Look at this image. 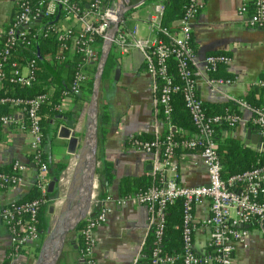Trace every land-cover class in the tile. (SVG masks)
<instances>
[{
    "label": "built area",
    "instance_id": "2783aa9c",
    "mask_svg": "<svg viewBox=\"0 0 264 264\" xmlns=\"http://www.w3.org/2000/svg\"><path fill=\"white\" fill-rule=\"evenodd\" d=\"M203 1L188 0L182 17L177 21V30L171 31L162 23L165 9L162 2L156 3L147 16L145 23L148 33L145 36L139 35V24L127 28L124 17L119 23L113 45L121 53H127L130 49H138L143 53L144 66L154 88L157 113L162 112L170 128L171 97L180 91L195 132L186 139L175 138L171 131L148 140L130 137L133 148L152 155L153 183L128 197L112 199L109 195L104 198L96 195L82 227L76 232L77 236L84 237L87 242L82 253L86 264H94L95 241L92 234L107 221L112 211V207L107 204L109 200L116 205L132 200L146 207L150 215L148 233L154 235L151 264H171L175 260L174 256H163L159 244L164 233L166 208L177 201H181L182 206V252L179 255L182 264H232L235 248L247 238L249 227L254 225L264 231V165L224 180L220 175L222 166L214 140V125L226 123L234 127L245 119L241 112L234 111L209 116L197 94V76L201 71L204 81L214 91H221L222 86L233 81L215 75L221 65L227 67L231 63L228 54H207L199 74L195 68L193 24L203 8ZM250 1L252 10L249 9ZM123 4L124 0H16L13 17L3 33L5 41L0 50V84L8 81L21 87L34 86L37 83V59L25 58L19 63L12 59V53L21 48L34 47L39 38L53 39L57 51L50 56L54 60H67L69 52L79 56L69 87L61 92V96L67 98L79 94L81 85L91 75L87 67L97 64L100 53L97 41L103 42ZM238 14L247 15L250 26L264 27V0H241ZM36 50L39 51L37 45ZM170 59L174 61L180 83L175 81L170 71ZM257 84L264 86V79H258ZM44 88L46 91L32 97L0 95V106L12 108L8 113L0 112V126L17 123L31 136L29 146L36 165L34 185L41 194L29 201L0 206V222L10 232L14 255L39 238L38 215L50 181L43 157L41 109L51 103L53 88L49 90L48 85ZM235 101L238 102L239 111L246 110L249 113L248 122L256 126L263 137L264 109L241 100ZM62 102L53 104V108L63 112L65 107ZM17 109L23 111V121L16 120L13 112ZM179 149L199 150L208 174L206 183L184 185L178 181L179 165L175 155ZM23 169L24 166L15 161L12 172L0 171V187L19 184ZM206 200L209 201V214L200 223L210 230L207 242L209 250L198 254L193 246L197 223L194 208Z\"/></svg>",
    "mask_w": 264,
    "mask_h": 264
},
{
    "label": "crops",
    "instance_id": "0c3cea01",
    "mask_svg": "<svg viewBox=\"0 0 264 264\" xmlns=\"http://www.w3.org/2000/svg\"><path fill=\"white\" fill-rule=\"evenodd\" d=\"M158 2L138 6L130 14L129 26L139 24L140 36L148 33L145 21ZM240 2L241 0H204L203 8L193 24L195 68L198 74L207 54L225 52L231 57V63L224 70L231 75L232 78H229L233 81L222 86L221 91H214L206 84L202 71L197 76V94L204 102L218 103L229 99H242L256 88L255 84L264 73V27L250 26L248 16L238 14ZM15 8L16 0H0V36L10 23ZM111 50V65L103 76L99 91L98 116L101 111L106 112L107 116L101 131L98 129L97 168L102 160L113 164L114 176L107 194L112 199H117L120 197L121 178L149 180L152 174V155L133 148L130 137L139 134L164 135L167 124L158 116L154 88L144 66L143 53L138 49L121 53L115 45ZM50 55L47 54L46 59L54 63L53 56ZM75 55L67 53V60L71 61ZM92 69L93 65L87 67L89 73ZM116 70L119 71L116 73ZM61 74L64 83L70 80L66 72ZM47 85L49 90L53 88L52 93L56 91L55 86L51 84H44L43 87ZM3 87L4 85L0 84V89ZM60 98L65 107L63 112H69V115L62 112L49 116L43 112L42 122L47 120V124L44 126L46 136L43 138L42 149L51 164H66L58 176L59 179L63 178L66 185L64 189L56 191L59 183L56 182L52 189V192L55 191L52 199L55 215L51 217L50 214L46 219L47 228L42 236L23 247L17 255L13 254L11 235L7 226L0 222V264H34L46 233L65 205L81 146H78L76 153H69L68 140L59 137L58 130L60 126L68 125L72 127L76 136H82L87 99L74 101V96ZM255 98L264 100L263 95H256ZM240 112L245 120L234 127L222 128L217 138L233 137L255 150L264 149V136L261 142L253 143L257 140L256 135H260L258 128L248 122L250 115L246 110ZM13 114L18 122L24 120V113L20 109L15 110ZM183 134L187 137L193 135L188 130H184ZM30 139L29 133L17 123L6 127L0 126V166L13 168L15 161L24 166L19 184L0 187V206L19 201L34 185L36 165L29 146ZM175 160L179 165L178 181L181 184L198 185L207 182L208 174L199 150H181L176 153ZM96 195L100 196L98 175ZM107 204L112 207V211L107 221L97 227L92 234L95 241L94 264H133L149 231V212L146 207L132 200L123 205H116L114 201L109 200ZM208 214V200L195 206L194 216L197 223L193 233V246L198 254L209 250L207 242L210 230L200 223ZM55 264H86L78 249V236L75 230L68 234ZM232 264H264V231L254 225L249 227V235L235 248Z\"/></svg>",
    "mask_w": 264,
    "mask_h": 264
},
{
    "label": "trees",
    "instance_id": "16d2710c",
    "mask_svg": "<svg viewBox=\"0 0 264 264\" xmlns=\"http://www.w3.org/2000/svg\"><path fill=\"white\" fill-rule=\"evenodd\" d=\"M138 0H132L135 2ZM161 1L164 4V14L162 17V23L166 25L171 31L178 29L177 21L182 17L184 10L188 4V0H145L141 5H146L151 2ZM137 8V7H136ZM253 6L250 1L249 9L252 10ZM135 9V8H134ZM132 9V10H134ZM131 10V11H132ZM131 11H128L125 15V26L129 28L130 21L128 17L131 14ZM5 41V35L2 34L0 36V50L3 47V43ZM99 47L101 46L100 40L97 41ZM36 45L39 47V51L36 50ZM194 45V44H193ZM195 47V46H194ZM57 51L56 43L53 39H41L35 43V46L32 48H21L18 50H14L12 53V59H16L21 63L25 58L35 57L37 59V83L32 87H21L16 84H12L8 81L3 82L4 87L0 89V95H14V96H22V97H32L36 94L42 93L45 90L43 87L44 84H51L55 86L56 91L53 93L51 98V103L45 104L41 109V114L45 111L49 114V116H54L56 114H62L53 108V104H57L60 102L61 92L65 89H68L71 78L73 76V71L76 63L79 60V56L75 55L73 59L59 62L53 59L54 63L48 62L46 59L47 54L54 55ZM226 54L225 52H219L215 54ZM112 58V50L109 54V58L105 67V71L103 76L106 75V70L111 65ZM169 68L171 73L175 76V81L180 83L179 79L176 75V68L173 59L169 61ZM224 66L221 65L218 71L215 73L216 76L219 77H231L229 73L224 70ZM95 66L91 70L94 73ZM62 72H66L70 77L68 82H63V78L60 77ZM259 79H264V73L260 75ZM232 78V77H231ZM92 77L88 79L87 82L81 85V91L79 94L71 95L74 96V101L78 99L86 100L90 93ZM256 88L252 89L246 96L242 99H229L224 102L218 103H207L203 101V107L205 112L211 116L217 113H224L225 111L230 112H240L238 108V102L235 100H241L248 105L253 107L263 108L264 109V100L256 99V95L264 96V86H260L259 84H255ZM6 90V91H5ZM5 91V92H4ZM171 114H170V128H166V133L171 131L175 138L177 139H186L187 136L183 134L184 130H188L192 133L195 132V127L192 123L190 114L185 107L182 93L180 91L174 93L171 97ZM12 110V108L8 106H0L1 113H8ZM63 114L69 115V112H63ZM106 112L101 111L98 116V129L101 131L102 124L106 122ZM158 116L163 118V114L161 111L158 112ZM42 131L44 135V126L47 124V120H43ZM229 128L230 126L226 123H221L214 125V140L216 143L217 154L219 156L221 162V178L226 180L231 175L241 173L245 170L251 169L256 166L264 165V149L255 150L248 145H244L238 139L233 137H226L223 139L217 138L220 134L222 128ZM46 135H44L45 137ZM136 138L140 140H148L153 138V136L139 134L135 135ZM45 139V138H44ZM264 141V137H263ZM181 149L177 150L176 153H179ZM182 151H190V150H182ZM44 160L46 162L48 168V175L50 178L56 177L58 178L60 172L65 168V163H57L55 165L51 164L48 161V157L43 154ZM0 171L10 173L12 172L11 166H0ZM97 175L99 180V194L100 198L106 197L107 190L112 183L114 172H113V164L110 161L102 160L99 167L97 168ZM149 180H145L144 178H132V177H124L121 178L119 182V195L120 197H128L139 191L140 189L150 185L153 183L154 178L150 176ZM56 185V183H55ZM6 188V187H3ZM54 192H48L47 196L52 200L54 198ZM40 192L36 189L35 185L31 188V190L19 201L15 202V204L20 202L29 201L35 198L40 197ZM43 203L40 206V211L38 215V229H39V237L42 236L43 231L46 230V219L41 214V208ZM165 227L164 233L159 244L161 248V254L163 256H174L175 260L171 264H182L180 254L182 252V206L181 201H177L176 203L169 205L166 208L165 212ZM83 222L78 225L75 229V232H78L82 227ZM87 246L86 239L82 236H78V249L81 254L83 253L85 247ZM154 248V235L152 232H149L146 236V239L143 243L139 256L136 258L133 264H151V255L152 250Z\"/></svg>",
    "mask_w": 264,
    "mask_h": 264
},
{
    "label": "water",
    "instance_id": "95a60500",
    "mask_svg": "<svg viewBox=\"0 0 264 264\" xmlns=\"http://www.w3.org/2000/svg\"><path fill=\"white\" fill-rule=\"evenodd\" d=\"M145 0H124V4L117 14V19L112 23L106 37L100 47L99 58L95 66L92 77L90 93L86 100L84 117V129L82 136H76L72 127L68 125L60 126L58 135L68 140L67 151L71 154L76 153L80 145L81 161L79 168L82 175V185L78 199L66 206L53 222L51 228L46 233L34 264H55L62 252L63 245L68 234L74 231L86 218L89 209L94 204L97 190V149H98V112H99V91L103 79V73L109 58L113 40L115 38L119 23L124 15L132 9L141 5ZM119 70H116V73ZM250 130V129H249ZM247 131L250 134V131ZM257 140L253 143L262 141L261 135H256ZM59 177H52L48 184V192H51ZM50 202V198H48ZM53 206L49 210L53 212Z\"/></svg>",
    "mask_w": 264,
    "mask_h": 264
},
{
    "label": "bare ground",
    "instance_id": "6f19581e",
    "mask_svg": "<svg viewBox=\"0 0 264 264\" xmlns=\"http://www.w3.org/2000/svg\"><path fill=\"white\" fill-rule=\"evenodd\" d=\"M80 159H81V153H80V149H79V152L77 155V162H76L74 170H73L72 179H71V182L69 184V192H68V195L66 196L65 205H64L63 209L66 206L74 203L78 199L80 188L82 185V175H81V171L79 168V163L81 161ZM50 202H51V200H50Z\"/></svg>",
    "mask_w": 264,
    "mask_h": 264
},
{
    "label": "rangeland",
    "instance_id": "374dc122",
    "mask_svg": "<svg viewBox=\"0 0 264 264\" xmlns=\"http://www.w3.org/2000/svg\"><path fill=\"white\" fill-rule=\"evenodd\" d=\"M133 11H134V10H132L131 13H132ZM90 77H92V72H91ZM58 182H59V183H58V185L56 186V187H57V188H56V191H59V190L64 189V187H65V185H66L65 181L63 180V178L59 179ZM53 205H54V204H53L52 200H51V202H48V196H47V192H46L45 201H44L43 206H42V208H41V214H42V216H44L45 219L49 218V215H50V214L52 215L51 217H53V216L55 215V213H54V211H55V206H54V208H53V212H49V208H50V206H53ZM51 226H52V225H51ZM49 227H50V225H49ZM48 229H49V228H48Z\"/></svg>",
    "mask_w": 264,
    "mask_h": 264
}]
</instances>
